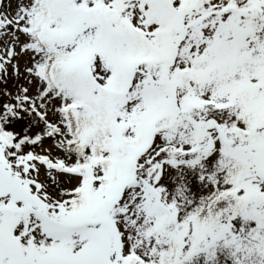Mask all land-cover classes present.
<instances>
[{"label":"snow or ice","instance_id":"6c2138e0","mask_svg":"<svg viewBox=\"0 0 264 264\" xmlns=\"http://www.w3.org/2000/svg\"><path fill=\"white\" fill-rule=\"evenodd\" d=\"M0 264H264V0H0Z\"/></svg>","mask_w":264,"mask_h":264}]
</instances>
